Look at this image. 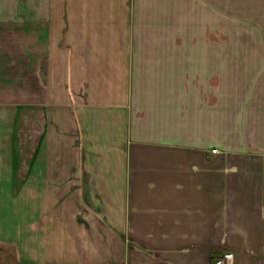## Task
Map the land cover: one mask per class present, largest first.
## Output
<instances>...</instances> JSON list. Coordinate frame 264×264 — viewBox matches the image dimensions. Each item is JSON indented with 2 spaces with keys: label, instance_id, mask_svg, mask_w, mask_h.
<instances>
[{
  "label": "crops",
  "instance_id": "crops-1",
  "mask_svg": "<svg viewBox=\"0 0 264 264\" xmlns=\"http://www.w3.org/2000/svg\"><path fill=\"white\" fill-rule=\"evenodd\" d=\"M0 200L16 264H264V0H0Z\"/></svg>",
  "mask_w": 264,
  "mask_h": 264
},
{
  "label": "rangeland",
  "instance_id": "rangeland-1",
  "mask_svg": "<svg viewBox=\"0 0 264 264\" xmlns=\"http://www.w3.org/2000/svg\"><path fill=\"white\" fill-rule=\"evenodd\" d=\"M6 201L0 200V236H10L11 234V224L12 219L6 213L7 208ZM14 254L11 250L0 248V264H16L13 258Z\"/></svg>",
  "mask_w": 264,
  "mask_h": 264
},
{
  "label": "built area",
  "instance_id": "built-area-1",
  "mask_svg": "<svg viewBox=\"0 0 264 264\" xmlns=\"http://www.w3.org/2000/svg\"><path fill=\"white\" fill-rule=\"evenodd\" d=\"M232 257H233V254L232 253H226L222 259H219L218 260V263L219 264H233L232 262Z\"/></svg>",
  "mask_w": 264,
  "mask_h": 264
}]
</instances>
